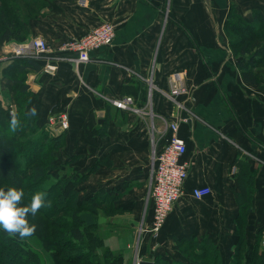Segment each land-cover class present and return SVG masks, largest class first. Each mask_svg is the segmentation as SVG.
I'll return each mask as SVG.
<instances>
[{
  "label": "crops",
  "instance_id": "obj_1",
  "mask_svg": "<svg viewBox=\"0 0 264 264\" xmlns=\"http://www.w3.org/2000/svg\"><path fill=\"white\" fill-rule=\"evenodd\" d=\"M24 3L36 9L28 40L48 43L55 65L45 72L46 61H34L39 69H26L32 93L26 112L35 107L37 126L62 136L55 166L66 171L65 177H85L77 187L79 197L96 196L104 206L136 213L148 199L137 189L150 180L153 152L166 143L169 124H178L189 170L163 229L174 241L209 238L221 253L214 238L241 233L245 246L253 247L264 234V81L242 78L240 58L223 35L222 11L211 0ZM105 22L115 27L110 45L92 51L86 64L65 59L67 41ZM14 43L0 44V106L10 117L16 103L3 72L14 61L8 56ZM137 75L151 77L149 95ZM179 84L185 92L172 101L166 94ZM122 95L136 97L146 114L117 110L108 102ZM62 111L68 114L67 129L50 122ZM99 111L105 114L102 123ZM95 176H104L96 187L88 184ZM200 187H209L210 195H192ZM230 242L232 252L238 239Z\"/></svg>",
  "mask_w": 264,
  "mask_h": 264
},
{
  "label": "trees",
  "instance_id": "obj_2",
  "mask_svg": "<svg viewBox=\"0 0 264 264\" xmlns=\"http://www.w3.org/2000/svg\"><path fill=\"white\" fill-rule=\"evenodd\" d=\"M0 4L2 5L0 44L10 41L15 43L28 41L30 34L28 21L23 22L20 18L23 14L24 0L16 2L0 0ZM255 16L264 22L262 12L258 11ZM252 31L259 34L257 39L250 36L244 43L241 39L236 43L232 41L231 45L232 48L237 49V51L233 49V54L240 58L237 66L241 71L242 78L250 83L259 84L260 81H264V72L255 75L253 70L259 69V67L261 69V64L264 63V32L258 31L254 26ZM26 69L38 70L39 66L33 61L18 58L14 59L12 65L4 69L3 72L12 82L9 88L16 103L15 113L20 121V126L15 132L11 131L9 127L11 117L8 116L7 109L0 106V188L23 189L25 193L23 204H28L36 192L46 193L44 206L35 216H28L29 223L36 226V231L32 236H36L43 245L45 244L44 233L51 232L53 228L62 227V222L66 219L69 220L70 229L65 234L56 231L49 233L51 236L59 234L62 236L63 242L59 248L55 246L57 251L55 250L54 253L57 254H53L54 257L56 256L53 258L56 260L53 264H100L94 253L96 247L102 245V240L94 233L97 215L92 211L95 206L93 202L95 203L99 199L96 196L89 199L78 196V183L79 180L85 178L84 176H78V178L64 176L56 179L52 175L56 169L54 152L62 147V136H50L45 129L37 126V117L26 112L32 94L26 84ZM46 157H48L46 166L41 163L36 164L41 159L45 161ZM26 179L30 180L25 182ZM87 203L91 204L92 210L84 209V205ZM65 212L67 218L61 216L58 219L59 215ZM239 222L243 224L242 221ZM238 236H240V240L234 249L236 255L231 256L229 264H244V257L249 255V262L245 264H264V248L259 250L254 245L252 252L249 253L245 246V237L241 233ZM202 241L209 242L211 247V261L209 260L208 263L221 264L220 251L214 242L209 238ZM177 242L178 244L187 243L191 246L194 240L192 238L181 239ZM197 245L199 248L194 252L201 259H205L207 249L203 248L202 242L197 241ZM62 249L66 250L65 254L60 252ZM238 251L242 253L237 255ZM114 261H116L115 258L104 264H115ZM154 262L158 264L157 260ZM188 263L181 262V264ZM0 264H42V261L39 254L18 235H9L0 228ZM189 264H207V262L195 261V263Z\"/></svg>",
  "mask_w": 264,
  "mask_h": 264
},
{
  "label": "rangeland",
  "instance_id": "obj_3",
  "mask_svg": "<svg viewBox=\"0 0 264 264\" xmlns=\"http://www.w3.org/2000/svg\"><path fill=\"white\" fill-rule=\"evenodd\" d=\"M16 1L17 0H13V2ZM211 2L214 3V6L217 9L222 11V15L224 16L223 35L226 36V38H229L230 43H232V41L236 43L241 41V39H243L244 43V41H247L248 37L250 36L257 39L259 34L257 35L254 31H252L253 26L255 29H258V31L264 32V22L260 21L259 17L255 16L258 11H264V0H211ZM1 8L2 5L0 4V12ZM22 11L23 14L20 18L23 22H27L36 12V9L32 7L31 4H26L23 5ZM1 25L2 22L0 20V26ZM229 47L232 53L234 52L233 49L237 51L236 48H232L231 44ZM261 65V67L264 68V63ZM44 159L45 161L41 159L36 164L41 163L46 166L48 164V157ZM92 172L93 175H95L96 170ZM65 173L66 171H63V168L59 167L54 170L52 175L57 179L58 177H64ZM103 177L104 176H100V178L97 180V177L95 176L93 179L88 181V184H91L92 186L95 185L94 187H96V183H101L103 181ZM29 180L30 179H26L25 182ZM80 182L81 180H79V183ZM139 189L144 190L148 196L150 190L149 179L147 184L139 186L137 190ZM131 193H133V191ZM126 194H128V192ZM78 196L80 195L78 194ZM99 201L100 200L96 201L95 203L93 202L95 205L94 210L91 209V204L89 203L84 205V209L92 210L93 212H96L97 215V223L94 228V233L102 240V245H100V247H96L94 254L97 255L96 259L100 264H104L106 261L108 262L113 258L116 260L114 261L115 264H138V261L140 260H147L151 262L152 260H157L158 264H181V262L195 263V261H206L207 264H209L208 262L210 260L211 252L209 242L205 243V241L202 240H194L193 245L191 246H189L187 243L178 244L177 241L172 240L173 238L170 235H167L165 229H163V231H161L157 236L150 234L149 223L151 221L149 220L151 218L152 210L149 196L146 205L143 207L140 206L136 213L115 209L114 206H104ZM61 216H64L66 219V212L60 214L58 219ZM68 223L69 220L66 219L62 222V227L53 228L51 232L44 233L45 246L36 236L23 238L24 242L39 254L42 264H53L56 261L53 259L56 258V256L54 257L53 254H57L54 253V251L57 249L55 246L59 248L63 244L62 236L57 233L60 232L65 234L68 232L70 229ZM54 231L57 232L56 235L53 234V236H51L49 233ZM258 235H260V237L259 240H255V245L257 249L262 250V248H264L262 244V238L264 235H261V233ZM237 239L239 241L240 236H238V238L232 237V239L229 237H222V239L214 238L215 242L219 245V247H221L222 253L220 252L219 257L221 264H229L228 262L231 259L229 257L231 255H236V251L233 250L231 252V250H229V246L231 243L230 240L234 241ZM197 241L202 242V246H204L203 248L207 249V253L205 255L206 260L201 259L199 255L194 252L199 248ZM112 246H115L116 250H114V247L112 248ZM246 248L250 253L254 247ZM60 252L65 254L66 250L64 251L62 249ZM238 252L239 253H237V255L240 254L241 251ZM106 254L108 255L104 256ZM161 257L164 258L160 259ZM249 259L250 255L244 257V264L249 262Z\"/></svg>",
  "mask_w": 264,
  "mask_h": 264
},
{
  "label": "built area",
  "instance_id": "obj_4",
  "mask_svg": "<svg viewBox=\"0 0 264 264\" xmlns=\"http://www.w3.org/2000/svg\"><path fill=\"white\" fill-rule=\"evenodd\" d=\"M115 36V27L110 23H102L88 34L69 40L63 45L68 53L65 59L78 64L91 61V52L110 45ZM8 56L12 59H26L29 61H46L44 71L55 69L54 61L50 57L49 46L43 39L35 37L25 42H17L8 46ZM140 82L145 85L147 95L153 89L150 76L145 78L137 75ZM185 92L182 85L172 87L168 94L170 100ZM108 99V98H107ZM108 102L117 110L128 111L136 115H145L143 108L138 105L136 97L122 95L118 99H108ZM148 104V100L146 102ZM68 114L65 111L56 113L50 118L51 124L55 121L62 129L68 127ZM186 118L182 121L186 122ZM169 136L160 150H154L150 170L149 200L151 203L152 218L149 232L157 236L165 225L168 216L173 212L175 203L181 197L183 185L188 177V164L182 160L186 153V142L178 135V124H169ZM210 193L209 187L194 188L192 195L197 199L205 198ZM264 235V234H263ZM264 246V236L262 238Z\"/></svg>",
  "mask_w": 264,
  "mask_h": 264
},
{
  "label": "clouds",
  "instance_id": "obj_5",
  "mask_svg": "<svg viewBox=\"0 0 264 264\" xmlns=\"http://www.w3.org/2000/svg\"><path fill=\"white\" fill-rule=\"evenodd\" d=\"M30 115H36V108L29 110ZM20 126L16 113H11L10 130L15 132ZM25 193L23 189L10 187L0 188V228L9 235H18L21 239L32 236L36 226L29 223L28 216H35L44 206L46 193L36 192L28 204H23Z\"/></svg>",
  "mask_w": 264,
  "mask_h": 264
},
{
  "label": "water",
  "instance_id": "obj_6",
  "mask_svg": "<svg viewBox=\"0 0 264 264\" xmlns=\"http://www.w3.org/2000/svg\"><path fill=\"white\" fill-rule=\"evenodd\" d=\"M36 88L37 87H35V89ZM97 115L100 118L99 123H102L103 122V117L105 115L104 112L99 111V112H97ZM138 264H155V262L153 260H152V262L151 261H147V260H140V261H138Z\"/></svg>",
  "mask_w": 264,
  "mask_h": 264
}]
</instances>
